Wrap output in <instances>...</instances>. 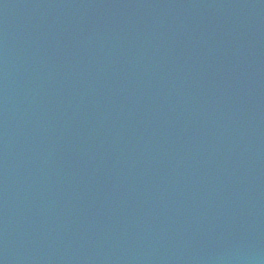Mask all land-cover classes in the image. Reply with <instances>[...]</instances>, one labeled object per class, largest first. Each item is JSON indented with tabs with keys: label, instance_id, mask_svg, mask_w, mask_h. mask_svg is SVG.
<instances>
[{
	"label": "water",
	"instance_id": "water-1",
	"mask_svg": "<svg viewBox=\"0 0 264 264\" xmlns=\"http://www.w3.org/2000/svg\"><path fill=\"white\" fill-rule=\"evenodd\" d=\"M158 264H264V0H209Z\"/></svg>",
	"mask_w": 264,
	"mask_h": 264
}]
</instances>
